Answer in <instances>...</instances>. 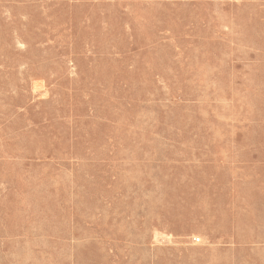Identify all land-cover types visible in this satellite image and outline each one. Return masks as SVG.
<instances>
[{"label":"rangeland","instance_id":"rangeland-1","mask_svg":"<svg viewBox=\"0 0 264 264\" xmlns=\"http://www.w3.org/2000/svg\"><path fill=\"white\" fill-rule=\"evenodd\" d=\"M0 264H264V0H0Z\"/></svg>","mask_w":264,"mask_h":264},{"label":"built area","instance_id":"built-area-1","mask_svg":"<svg viewBox=\"0 0 264 264\" xmlns=\"http://www.w3.org/2000/svg\"><path fill=\"white\" fill-rule=\"evenodd\" d=\"M199 240L197 239L196 242H198Z\"/></svg>","mask_w":264,"mask_h":264}]
</instances>
